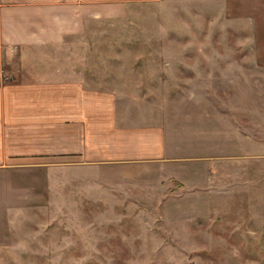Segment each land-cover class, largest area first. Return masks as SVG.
Wrapping results in <instances>:
<instances>
[{
	"label": "rangeland",
	"instance_id": "rangeland-1",
	"mask_svg": "<svg viewBox=\"0 0 264 264\" xmlns=\"http://www.w3.org/2000/svg\"><path fill=\"white\" fill-rule=\"evenodd\" d=\"M224 1L138 0L21 62L166 124L172 156L3 170L0 264H264V67Z\"/></svg>",
	"mask_w": 264,
	"mask_h": 264
},
{
	"label": "crops",
	"instance_id": "crops-1",
	"mask_svg": "<svg viewBox=\"0 0 264 264\" xmlns=\"http://www.w3.org/2000/svg\"><path fill=\"white\" fill-rule=\"evenodd\" d=\"M135 1L0 0V172L16 166L127 164L172 156L167 125L142 123L138 113L120 107L111 90L79 77L25 70L21 64L37 57L40 48L84 34L96 20L126 16ZM224 9L230 17L250 19L256 59L264 67V0H225ZM258 178L251 184L264 183V176Z\"/></svg>",
	"mask_w": 264,
	"mask_h": 264
}]
</instances>
